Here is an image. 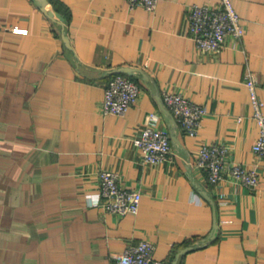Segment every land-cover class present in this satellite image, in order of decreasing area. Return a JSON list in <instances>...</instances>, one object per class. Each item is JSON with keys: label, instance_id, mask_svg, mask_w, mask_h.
I'll return each mask as SVG.
<instances>
[{"label": "crops", "instance_id": "crops-1", "mask_svg": "<svg viewBox=\"0 0 264 264\" xmlns=\"http://www.w3.org/2000/svg\"><path fill=\"white\" fill-rule=\"evenodd\" d=\"M219 0H0V264H120L147 238L165 264H264V156L246 74L264 99V0H232L245 25L222 48L203 49L190 7ZM16 27L20 28L17 29ZM141 92L125 114L103 111L105 86L121 67ZM180 91L207 112L188 134L163 91ZM166 130L172 151L144 161L134 138ZM255 167L259 185L219 183L192 164L201 144ZM142 192L137 213L110 211L100 170Z\"/></svg>", "mask_w": 264, "mask_h": 264}, {"label": "built area", "instance_id": "built-area-1", "mask_svg": "<svg viewBox=\"0 0 264 264\" xmlns=\"http://www.w3.org/2000/svg\"><path fill=\"white\" fill-rule=\"evenodd\" d=\"M127 1L131 7L143 6L149 11H154L159 2ZM189 17L191 35L203 49L218 50L223 47L228 36L240 38L245 32L243 18L232 0H219L214 5L194 3L190 7ZM245 84L251 97L253 117L259 127V135L253 149L257 154L264 156V99L260 95V81L256 71H248ZM140 92L139 83L129 74L115 72L105 86L103 111L125 114L138 101ZM162 97L184 130L190 135H197L203 125L206 106L180 91L164 90ZM133 141L140 148L143 160L147 162L160 163L166 160L172 151L170 134L152 123L144 125ZM227 150L220 142L203 143L192 164L206 170L208 179L213 184L230 175L243 184L258 186L260 176L257 169L240 162L228 161ZM99 176L104 204L108 210L121 214L139 211L142 200V192L139 189L122 185L118 173L110 168L100 170ZM117 260L120 264H165L164 260L155 256V243L147 238L129 243L118 255Z\"/></svg>", "mask_w": 264, "mask_h": 264}, {"label": "water", "instance_id": "water-1", "mask_svg": "<svg viewBox=\"0 0 264 264\" xmlns=\"http://www.w3.org/2000/svg\"><path fill=\"white\" fill-rule=\"evenodd\" d=\"M36 2H38L39 4L43 5V8L47 11L48 14H53L54 12L52 10H49L46 8V2L47 0H35ZM132 71H133V68L130 67V66H124V67H121L119 69H117L115 72H124V73H127V74H132ZM163 105L167 108V106L165 105L164 101H163ZM175 264V262H174Z\"/></svg>", "mask_w": 264, "mask_h": 264}]
</instances>
